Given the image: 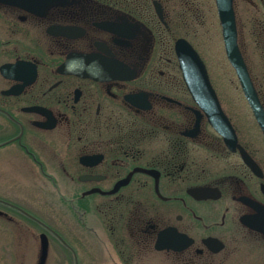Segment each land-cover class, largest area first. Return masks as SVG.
<instances>
[{
  "label": "flooded vegetation",
  "instance_id": "af4514ba",
  "mask_svg": "<svg viewBox=\"0 0 264 264\" xmlns=\"http://www.w3.org/2000/svg\"><path fill=\"white\" fill-rule=\"evenodd\" d=\"M172 1L168 9V0H0V166L12 171L0 172V217L42 227L49 254L52 235L79 264L78 249L21 205L52 200V187L73 215L105 217L113 264H264V129L228 58L219 14L225 57L252 115L224 109L177 7L200 26L205 17L193 0ZM234 11L264 110V0H235ZM183 24L190 30L179 35ZM180 40L204 62L236 143L197 105Z\"/></svg>",
  "mask_w": 264,
  "mask_h": 264
},
{
  "label": "rangeland",
  "instance_id": "374dc122",
  "mask_svg": "<svg viewBox=\"0 0 264 264\" xmlns=\"http://www.w3.org/2000/svg\"><path fill=\"white\" fill-rule=\"evenodd\" d=\"M177 1L179 2L180 0ZM193 1H195L193 5L199 7V16L201 18L205 17V25L200 26L201 24L198 22L199 18H194L192 11H186L181 6L177 7L178 22L185 21L191 27L193 26V30L196 33L189 36L194 41L201 55L209 60L213 75L216 74V77L214 75L216 79L215 83H217L220 89L224 109L230 115H252L238 86L233 70L229 67L225 57L221 39V25L215 0ZM166 3L168 9L175 6L173 1L171 3V0H168ZM247 7V4H241L239 13V19L243 24L242 36L244 38L251 37L250 12L247 11L249 9ZM179 26L177 28L179 35L190 30L186 24ZM218 64L221 66L220 69L225 71V82L220 81L222 79L220 73L218 77ZM0 172H3L5 177L7 175V177L11 178L12 171L10 165L4 164L0 166ZM51 194L52 200L51 197L39 200L35 196L33 199H26L21 205L33 208L43 221L56 232L63 235L69 240L71 245L78 249L79 264H113L109 260L107 249L110 231L108 230L105 217L102 215H90L87 217L73 215L70 211L63 208V201L56 199L58 197L54 195L52 187ZM19 219L22 220L20 217ZM81 219L86 225L79 223ZM43 233L47 232L39 225L24 220L17 225L0 217V264H38L41 251V234ZM49 238L50 254L46 264H75V260L57 242L56 238L52 235H49ZM161 264H164V262H161Z\"/></svg>",
  "mask_w": 264,
  "mask_h": 264
},
{
  "label": "water",
  "instance_id": "95a60500",
  "mask_svg": "<svg viewBox=\"0 0 264 264\" xmlns=\"http://www.w3.org/2000/svg\"><path fill=\"white\" fill-rule=\"evenodd\" d=\"M234 1L235 0H216L218 14L223 26L227 55L230 62L236 68L248 102L255 115H257L262 128L264 129V119L262 116L264 115V110L259 102L256 91L249 78L247 68L237 45V27L234 11ZM155 5L160 17L163 19V10L161 8V5L157 2H155ZM177 50L184 78L189 85L190 90L194 94L197 105L207 115H217L219 119H221V121L224 123L229 136L233 140L231 141L233 143H236L234 130L232 129L228 119L225 117V113L209 81L204 62L200 58L199 54L185 40H180L178 42ZM158 248L164 249L166 247L159 245ZM48 254V236L46 234H42L41 251L38 264H46Z\"/></svg>",
  "mask_w": 264,
  "mask_h": 264
}]
</instances>
